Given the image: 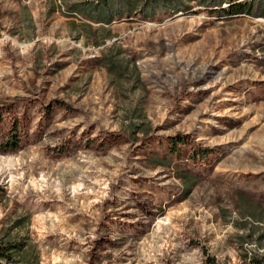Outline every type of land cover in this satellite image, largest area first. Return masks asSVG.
<instances>
[{
	"label": "rangeland",
	"instance_id": "1",
	"mask_svg": "<svg viewBox=\"0 0 264 264\" xmlns=\"http://www.w3.org/2000/svg\"><path fill=\"white\" fill-rule=\"evenodd\" d=\"M238 2L0 0V264H264V0Z\"/></svg>",
	"mask_w": 264,
	"mask_h": 264
},
{
	"label": "trees",
	"instance_id": "2",
	"mask_svg": "<svg viewBox=\"0 0 264 264\" xmlns=\"http://www.w3.org/2000/svg\"><path fill=\"white\" fill-rule=\"evenodd\" d=\"M238 1L239 0H219V7L222 6L223 4L228 3L230 5L229 10H223L227 13H230L233 15L242 14L244 12H247L248 14L252 13L250 4L243 6ZM248 9H250V10L248 11ZM7 250H9V249L0 247V257H8L9 255L6 252Z\"/></svg>",
	"mask_w": 264,
	"mask_h": 264
}]
</instances>
